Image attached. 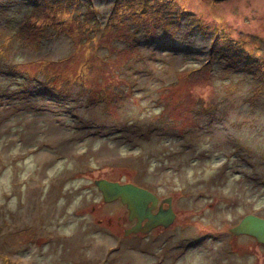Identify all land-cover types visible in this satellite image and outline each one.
<instances>
[{"label":"rangeland","instance_id":"rangeland-1","mask_svg":"<svg viewBox=\"0 0 264 264\" xmlns=\"http://www.w3.org/2000/svg\"><path fill=\"white\" fill-rule=\"evenodd\" d=\"M97 179L174 220L125 234ZM246 214L264 218V0H0V264H264L230 233Z\"/></svg>","mask_w":264,"mask_h":264},{"label":"water","instance_id":"water-1","mask_svg":"<svg viewBox=\"0 0 264 264\" xmlns=\"http://www.w3.org/2000/svg\"><path fill=\"white\" fill-rule=\"evenodd\" d=\"M102 194L103 200L112 202L119 199L128 210V219L134 224L126 229L125 234L147 233L153 228L169 226L175 218L171 208V199L167 198L162 203L169 207H159L153 210L157 204V197L149 190L133 183H118L106 179L94 181ZM234 236L248 235L254 237L260 244H264V218L254 214L244 215L240 221L230 228Z\"/></svg>","mask_w":264,"mask_h":264},{"label":"trees","instance_id":"trees-1","mask_svg":"<svg viewBox=\"0 0 264 264\" xmlns=\"http://www.w3.org/2000/svg\"><path fill=\"white\" fill-rule=\"evenodd\" d=\"M95 21L93 20V22L92 23H94ZM97 25V27L99 26V24H96ZM93 26H95V25H93ZM25 26H22L21 28H24ZM45 28H47V27H45ZM43 36V35H42ZM38 39L40 40V41H44V36L42 37V38H40V37H38ZM25 44V43H24ZM24 47H27L26 45L24 46ZM27 48H30V46L29 47H27ZM36 51V50H35ZM8 70V72H6V74L8 75V76H18V74L16 73L17 71H14V68L13 67H9V69H7ZM38 84H41L40 82H38ZM41 91H43V93L45 92V90H41Z\"/></svg>","mask_w":264,"mask_h":264},{"label":"flooded vegetation","instance_id":"flooded-vegetation-1","mask_svg":"<svg viewBox=\"0 0 264 264\" xmlns=\"http://www.w3.org/2000/svg\"><path fill=\"white\" fill-rule=\"evenodd\" d=\"M136 185V184H135ZM149 190V189H148ZM149 191H151V190H149ZM152 192V191H151ZM153 193V192H152ZM156 197H157V204L154 206V207H156L154 210H153V212H156L157 210H158V208L159 207H162V208H167V207H169L166 203H162L163 202V200H165L164 198H162V199H160L155 193H153ZM134 222H135V220H134Z\"/></svg>","mask_w":264,"mask_h":264}]
</instances>
